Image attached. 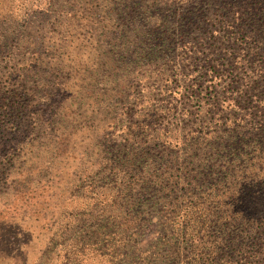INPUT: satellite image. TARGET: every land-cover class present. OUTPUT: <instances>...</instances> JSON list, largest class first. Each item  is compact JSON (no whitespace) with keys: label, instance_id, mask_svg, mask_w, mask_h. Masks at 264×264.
I'll return each instance as SVG.
<instances>
[{"label":"trees","instance_id":"1","mask_svg":"<svg viewBox=\"0 0 264 264\" xmlns=\"http://www.w3.org/2000/svg\"><path fill=\"white\" fill-rule=\"evenodd\" d=\"M44 7L58 57L26 76L15 35L0 46L7 163L30 147L16 197L48 172L66 223L40 263L264 264V0Z\"/></svg>","mask_w":264,"mask_h":264},{"label":"rangeland","instance_id":"2","mask_svg":"<svg viewBox=\"0 0 264 264\" xmlns=\"http://www.w3.org/2000/svg\"><path fill=\"white\" fill-rule=\"evenodd\" d=\"M47 8L44 7V0H0V46L3 47L2 41L9 35V32H12L17 44L25 47L14 50L5 46L6 52L12 57H20L19 60L11 62L15 67L8 65V69L13 68V71H19L17 73L21 75L31 76L35 73L29 70L23 72L21 68L17 69L16 63L23 61L27 66L28 63L36 64V60L41 63L58 57V40H49L51 37L58 39L62 25L55 22L54 18H50L52 21L49 24L43 14ZM53 11L54 9H52ZM55 15H58L57 11H55ZM11 30L17 32L13 33ZM197 69L199 70V68ZM27 85H31L30 79H28ZM130 91L134 92V88ZM223 106L227 107L226 102ZM22 143H28V139ZM29 148L21 150L19 157L14 159H17L15 164L7 163V159L13 154L14 146L7 136L0 137V164L3 150L8 156L3 161L4 165L0 166V264H23L22 260H24L25 254L30 258L27 264H42L39 260H44L48 251L60 249L58 241L61 240L58 237L66 223L64 217L62 218L57 210L60 205L55 203L54 199L49 200L47 197L46 187L51 183L48 172L39 168L34 169V174L30 175L31 178L18 189L20 194L17 197L15 194L17 188L15 189L13 185L19 182L23 170L27 167L22 156ZM68 152L70 151L67 150L63 157ZM62 169L63 167L59 166V170ZM37 174L39 176H36ZM77 181L78 184L81 182L78 177ZM34 183H36V187H34ZM53 183L57 184V181H53ZM83 183L88 184L87 181H83L80 185L82 186ZM69 192L70 190H68ZM64 206H69L70 211L72 207H76V203L67 201L63 204ZM13 224L15 227H10ZM18 227L21 229L20 232L17 231ZM22 246L23 252L15 250L16 247ZM49 255L53 258L56 256V254ZM61 263L62 260L59 259L57 263L51 264Z\"/></svg>","mask_w":264,"mask_h":264}]
</instances>
